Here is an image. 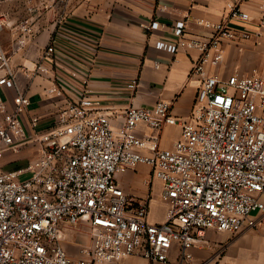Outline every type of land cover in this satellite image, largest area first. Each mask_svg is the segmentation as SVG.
Listing matches in <instances>:
<instances>
[{"label":"built area","instance_id":"2783aa9c","mask_svg":"<svg viewBox=\"0 0 264 264\" xmlns=\"http://www.w3.org/2000/svg\"><path fill=\"white\" fill-rule=\"evenodd\" d=\"M53 2L28 0L27 15L14 23L0 0V264H117L134 255L157 264L167 262L176 247L178 264H191L205 230L236 233L264 221V77L256 69L227 75L208 71L223 62L226 42L251 34H239L227 20L201 18L197 23L211 35L187 38L188 20L176 21L177 40L167 48L200 52L191 71L199 90L187 119L175 116L172 103L160 99L153 107L129 106L115 129L84 83L80 96L67 100L40 128L38 117L32 116L29 125L24 119L32 101L13 57L36 40L37 22L60 2L49 42L33 65L19 66L27 79L53 80L47 94L64 95L58 82L64 54L59 26L70 0ZM229 6L231 17L249 18L239 6ZM159 25L153 20L147 28ZM5 29L11 32L9 47L1 37ZM137 85V78L128 84ZM141 123L157 130L180 124L181 136L165 148L159 136L137 133ZM30 145L36 148L32 158L10 168L2 164L6 152L20 154ZM140 164L149 165L162 182L164 222H150L151 198L128 192L117 179ZM65 224L89 235L90 243L80 245L76 257L64 246Z\"/></svg>","mask_w":264,"mask_h":264},{"label":"crops","instance_id":"0c3cea01","mask_svg":"<svg viewBox=\"0 0 264 264\" xmlns=\"http://www.w3.org/2000/svg\"><path fill=\"white\" fill-rule=\"evenodd\" d=\"M35 1L45 5L54 3L53 0ZM27 3L28 0H4L3 9L17 23L27 15ZM229 4L239 6L249 18L231 17ZM60 7V2L52 5L53 13L37 22L40 31L36 40L13 57L21 83L32 101L24 116L28 125L29 119L36 116L40 128L48 126L60 106L80 96L79 86L84 83L98 101V108L110 115L115 129L122 125L129 106L153 107L160 99L172 103L175 116L189 118L200 83L199 78L191 77V71L200 52L182 48L173 53L167 48L168 44L176 42L174 26L182 19L188 20L187 38L203 39L211 35L208 28L197 23L201 18L211 22L227 20L239 34H251L250 38H241L236 43L226 42L223 62L218 67L210 66L208 71L227 75L234 71L251 73L254 69L259 73L264 68V28L260 26L264 19V0H70L67 19L59 26L63 32L60 43L64 54L60 57L58 82L64 86L65 93L63 96L49 95L46 88L53 80L42 76L27 79L19 65H33L40 56L55 28L53 20ZM153 20L160 22L159 27L148 29ZM258 32L263 35L258 36ZM2 37L4 45L9 47L10 30L5 29ZM159 40L166 46L158 48ZM134 78L138 79V85L132 89L128 84ZM5 92L12 96L11 90ZM181 130L180 124L157 130L141 123L137 133L159 136L161 145L169 148L180 138ZM35 153V145L23 148L20 154L6 152L2 164L7 168L14 167ZM117 179L128 192L139 198H151L150 222L165 221L167 204L161 197L162 182L152 176L149 165L140 164L128 169ZM65 229L64 246L76 257L79 246L90 243L89 235L69 224H65ZM193 254L191 264H264V221L255 227L245 226L236 233L207 229L193 248ZM117 264L150 262L143 256L134 255ZM157 264H178V248L173 249L167 262Z\"/></svg>","mask_w":264,"mask_h":264},{"label":"rangeland","instance_id":"374dc122","mask_svg":"<svg viewBox=\"0 0 264 264\" xmlns=\"http://www.w3.org/2000/svg\"><path fill=\"white\" fill-rule=\"evenodd\" d=\"M1 37H2V33H1ZM3 38V37H2ZM257 44H260V43H257ZM259 71V70H258ZM259 74L261 75V76H264V68H262V71H259ZM256 215H259L260 214V212H257V213H255Z\"/></svg>","mask_w":264,"mask_h":264}]
</instances>
